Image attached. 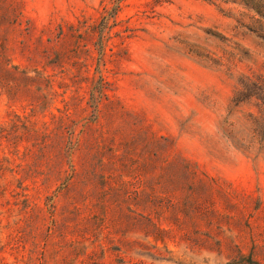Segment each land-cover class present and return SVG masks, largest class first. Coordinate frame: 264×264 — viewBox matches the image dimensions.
<instances>
[{
    "label": "rangeland",
    "instance_id": "374dc122",
    "mask_svg": "<svg viewBox=\"0 0 264 264\" xmlns=\"http://www.w3.org/2000/svg\"><path fill=\"white\" fill-rule=\"evenodd\" d=\"M118 1L0 0V264H264V0Z\"/></svg>",
    "mask_w": 264,
    "mask_h": 264
},
{
    "label": "trees",
    "instance_id": "16d2710c",
    "mask_svg": "<svg viewBox=\"0 0 264 264\" xmlns=\"http://www.w3.org/2000/svg\"><path fill=\"white\" fill-rule=\"evenodd\" d=\"M119 0L118 2H120ZM252 8L261 15V10L264 6H260L258 8L255 5H251ZM242 89H238L237 92L234 94V98L232 100L235 106L240 105L241 103H261L262 110L264 111V87L258 86L252 79L247 77V79L241 82ZM259 116V115H258Z\"/></svg>",
    "mask_w": 264,
    "mask_h": 264
}]
</instances>
